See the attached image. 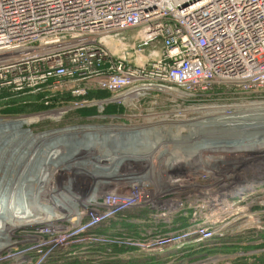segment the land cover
I'll return each mask as SVG.
<instances>
[{
  "label": "rangeland",
  "instance_id": "374dc122",
  "mask_svg": "<svg viewBox=\"0 0 264 264\" xmlns=\"http://www.w3.org/2000/svg\"><path fill=\"white\" fill-rule=\"evenodd\" d=\"M134 33L138 28L124 32V45L111 52L143 42ZM48 86L0 96V184L35 181L40 221L65 218L48 229L32 224L36 219L0 220V231H14L8 240L17 241L10 264H264V182L240 196L226 191L234 174L246 176L264 162H255L264 154L263 136L255 143L181 144L196 122L264 112V86L214 84L197 96L150 91L135 100H116L90 83ZM73 87L87 93L76 95ZM241 123L261 127L264 117ZM116 146L141 155L129 158ZM113 198L124 203L107 206ZM134 201L137 207H126ZM199 225L222 236L183 237ZM41 241L42 249L20 254Z\"/></svg>",
  "mask_w": 264,
  "mask_h": 264
},
{
  "label": "built area",
  "instance_id": "2783aa9c",
  "mask_svg": "<svg viewBox=\"0 0 264 264\" xmlns=\"http://www.w3.org/2000/svg\"><path fill=\"white\" fill-rule=\"evenodd\" d=\"M135 28L143 42L115 56ZM67 83L95 84L116 100L197 96L214 84L261 88L264 0H0V93ZM188 232L200 241L222 236L207 225ZM10 249H0V264H10Z\"/></svg>",
  "mask_w": 264,
  "mask_h": 264
},
{
  "label": "bare ground",
  "instance_id": "6f19581e",
  "mask_svg": "<svg viewBox=\"0 0 264 264\" xmlns=\"http://www.w3.org/2000/svg\"><path fill=\"white\" fill-rule=\"evenodd\" d=\"M263 117H264V112H257V113H253V114L247 112V114H244V113L238 114L237 113V114H233V115H228V114L223 113L222 115H220L218 117H214V119L210 118V119H207L206 121L196 122L198 124H191L190 123L191 125L189 126V132L187 133L184 141H182L181 144L190 143L192 141L198 143L199 140H203L204 142L210 141V143H211L212 140H217V139H225L226 141H228L229 144H234L238 141L239 142L244 141V139H246V138H248V140H247L248 142L255 143L254 141L258 142L261 140V139L258 140L260 137L263 136L262 138H264V133H263V135L258 134L260 131H264V130H262V129H264V126H261V127L256 126V127L252 128V127H247V125L242 124L241 122H246L247 120H251L253 118H263ZM257 130H260V131L257 133ZM160 132H158V133L150 132V134L151 135L156 134L155 136H157L158 134L159 135L161 134ZM117 134L118 135L124 134L123 136L128 137V133H117ZM132 134L137 136V135H140L141 133H139V132L135 133L134 132ZM132 134H129V135H132ZM94 135H92V137H94V138H96L98 136V135L97 136H94ZM232 136L235 137V139H237V141L229 140V139H231ZM102 137H104V135ZM120 138L123 139L124 137H120ZM131 138H133V137H131ZM202 138H204V139H202ZM229 141H232V142H229ZM246 144H248V143H246ZM119 148H120V150H119ZM127 148H131V147L116 146V147H114V151L116 149H118V151H117L118 153H120L122 155L126 154V156L129 158L130 157L134 158L135 156L137 157V156L141 155V154L135 155L136 151L134 152L133 151L134 149L128 150ZM17 176H18V178H20L18 174H17ZM15 180H14V182H15ZM257 182L263 183L264 178L255 180V181H253L247 185L245 184L246 186L244 185V187L243 186L237 187V189L235 191H230V192L232 193V195L236 194L237 196H240L241 194H243L242 190H244V189L248 190V189L254 187L257 184ZM37 187L38 186L35 183V181L28 182V181L23 180V179H20L19 181L17 179V182H15L13 184L8 183V182L6 184L1 183L0 184V195L4 194V192H5V194L8 193L10 198H8V201H6L4 199L2 200V198H0V220L15 224L13 221H21L22 219H27V218H30L33 220L36 219L37 220L36 223H32V224L46 225L45 227L47 229L52 227L51 224L55 225L57 222H59L58 221L59 219H60V221H61V219L64 220L65 218H64V216H62L59 219L57 218L56 220L50 218V219H47V221H43V222L40 221L41 217L40 218L37 217L39 207H38L37 203L35 202L36 200L33 198V195L31 193V192H33V190L35 191L37 189ZM96 195H97V193H96ZM226 196L227 195L223 196L222 193H220V195H218V197L223 198L222 201L226 200ZM228 196H230V195L228 194ZM114 199L115 198H113L111 201L113 203L110 202L106 205L109 207H116V205L118 206L119 203L123 202V201H118L119 203H117V202L113 201ZM137 204H139V203H136L135 201L129 202L126 204V207H137ZM8 208H10L9 213L7 210ZM22 213H24L25 215H21ZM44 220H45V218H44ZM25 227L28 228L30 226L29 225H23L19 228L24 229ZM11 231H13V229H11ZM220 232H221V230H219L218 233H220ZM13 233H14V231H13ZM13 233H10V232L4 233V231H0V240H1L0 241V249H8L10 247L12 248V246L14 247L17 245V241H9V240H12L11 237H13L12 236ZM8 237H10L11 239ZM26 237H29V236H26Z\"/></svg>",
  "mask_w": 264,
  "mask_h": 264
},
{
  "label": "water",
  "instance_id": "95a60500",
  "mask_svg": "<svg viewBox=\"0 0 264 264\" xmlns=\"http://www.w3.org/2000/svg\"><path fill=\"white\" fill-rule=\"evenodd\" d=\"M255 158H258L257 160L258 161H255L256 163H260L262 160H264V154L262 156H258V157H255ZM258 163V164H259ZM260 165H262L260 167ZM258 165L257 168H252L251 170H249V172L247 173L246 176H239V177H236L237 176L236 174H234V171H233V174H234V179L231 183H229L226 187V191H232L233 189H237V187L241 186V185H245L246 183L248 182H251V181H255V180H258V179H261L264 177V162L262 164ZM254 169V170H253ZM237 185V186H236Z\"/></svg>",
  "mask_w": 264,
  "mask_h": 264
},
{
  "label": "trees",
  "instance_id": "16d2710c",
  "mask_svg": "<svg viewBox=\"0 0 264 264\" xmlns=\"http://www.w3.org/2000/svg\"><path fill=\"white\" fill-rule=\"evenodd\" d=\"M48 87H49L48 84H46L42 88H40L39 91L43 90V89H48ZM8 92H10V91L4 90V91H2V93H0V96H4V95L8 94ZM26 92H29V91L25 90V91H20V92H16V93H13V92H10V93H12V94H21V93H26Z\"/></svg>",
  "mask_w": 264,
  "mask_h": 264
}]
</instances>
